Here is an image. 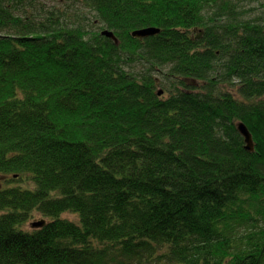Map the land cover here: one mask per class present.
Instances as JSON below:
<instances>
[{
	"label": "trees",
	"instance_id": "16d2710c",
	"mask_svg": "<svg viewBox=\"0 0 264 264\" xmlns=\"http://www.w3.org/2000/svg\"><path fill=\"white\" fill-rule=\"evenodd\" d=\"M234 1L0 0V264H264V4Z\"/></svg>",
	"mask_w": 264,
	"mask_h": 264
},
{
	"label": "water",
	"instance_id": "95a60500",
	"mask_svg": "<svg viewBox=\"0 0 264 264\" xmlns=\"http://www.w3.org/2000/svg\"><path fill=\"white\" fill-rule=\"evenodd\" d=\"M160 33V30L156 29V28H148V29H143V30H138L135 31L133 33L134 37L137 38H145V37H149L152 35H156ZM102 35L105 37H108L110 39L115 40V43L118 44V39H116V36L113 32H110L108 30H105L102 32ZM163 92H160V96L162 95ZM238 130L240 132V134L244 137L245 139V143H246V149L250 152H254L255 150V145H254V140L252 137V134L250 133V131L248 130V128L246 126H244L243 123L238 124ZM46 224L45 220H40L39 222H34L31 224V227L33 229H41L44 225Z\"/></svg>",
	"mask_w": 264,
	"mask_h": 264
},
{
	"label": "rangeland",
	"instance_id": "374dc122",
	"mask_svg": "<svg viewBox=\"0 0 264 264\" xmlns=\"http://www.w3.org/2000/svg\"><path fill=\"white\" fill-rule=\"evenodd\" d=\"M236 1H240V9L247 11V10H252L250 17H256L262 14V8H261V4H264V0H235ZM249 17V18H250ZM159 90H168L170 92V88L163 87V86H158ZM163 95V94H162ZM169 93L166 92V94L164 96H168ZM23 186H26V184H22ZM64 218H68V219H72L73 221L77 222L78 221V215L75 213H64L62 215ZM44 218L41 215H36V217H34L33 219H30L31 221L28 222V224L25 226V230H32L33 228L31 227V224L33 222H39L40 220H43Z\"/></svg>",
	"mask_w": 264,
	"mask_h": 264
},
{
	"label": "bare ground",
	"instance_id": "6f19581e",
	"mask_svg": "<svg viewBox=\"0 0 264 264\" xmlns=\"http://www.w3.org/2000/svg\"><path fill=\"white\" fill-rule=\"evenodd\" d=\"M33 223H34V222H33ZM45 225H46V224H45ZM45 225H44V226H45ZM44 226H43V227H44Z\"/></svg>",
	"mask_w": 264,
	"mask_h": 264
}]
</instances>
